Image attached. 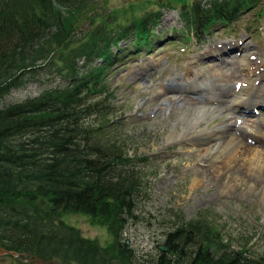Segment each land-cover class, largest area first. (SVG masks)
<instances>
[{"label": "rangeland", "instance_id": "rangeland-1", "mask_svg": "<svg viewBox=\"0 0 264 264\" xmlns=\"http://www.w3.org/2000/svg\"><path fill=\"white\" fill-rule=\"evenodd\" d=\"M181 1L98 0L81 11L69 14L62 11L75 28L71 39L82 38L98 24L112 31L130 24L133 18L157 12L151 28L152 39L156 38L152 45L142 52L131 50L126 54L123 50L104 69L101 84L106 89L93 100L98 102L107 91L113 92L111 110L99 118L93 114L84 122L98 127L108 121L101 132L96 131L95 137L108 135L134 161L130 169L137 171L140 183L122 238L132 248L136 264H157L159 246L168 233L192 226L195 231L200 228L219 238L225 248H244L247 256L264 261V165L257 168L237 157L226 166L222 159H212L203 154L211 137L198 134L196 128L187 129L184 138L168 141L172 129L181 131L180 125L188 122L196 108L210 104L213 98L218 106L198 126L221 123L239 136L241 147L262 149L264 155V138L257 136L258 130H264L261 123L264 110L229 105L231 92L240 95L235 87L237 82L258 83L261 75L264 77V66L257 67L264 61V0L244 9L230 25L210 26L202 40L187 33L178 10ZM199 1L203 4L209 0ZM132 32V28L128 29V33ZM131 37L132 34L128 38ZM129 43L124 40L119 48ZM67 51L55 49L51 60L41 63L34 73H26L22 86L0 98V108L36 97L47 88L65 85L61 58ZM242 55L248 56L250 70L257 67L252 73H247ZM97 64L99 61L92 66ZM193 82L212 89L202 88L198 95L190 93L186 85ZM212 92L222 95L214 98ZM254 111L260 115H254ZM56 219L77 228L82 236L96 239L102 246L111 243L106 227L87 215L60 213ZM179 243L186 253L199 245L198 241ZM3 249L0 244V264H14L19 253ZM180 260L187 261V256Z\"/></svg>", "mask_w": 264, "mask_h": 264}, {"label": "trees", "instance_id": "trees-1", "mask_svg": "<svg viewBox=\"0 0 264 264\" xmlns=\"http://www.w3.org/2000/svg\"><path fill=\"white\" fill-rule=\"evenodd\" d=\"M96 1L0 0V98L22 86L26 73L51 60L55 49L68 50L61 58L65 85L0 108V244L19 253L14 264H136L122 238L140 183L131 170L134 161L108 135L95 137L108 121L98 127L84 121L111 110L113 92L93 100L106 89L101 84L104 69L121 51L142 52L152 45L157 12L112 31L98 24L82 38L71 39L75 28L62 11H81ZM259 1L182 0L178 10L187 33L202 40L210 26L232 24ZM127 39L130 43L119 48ZM96 61L100 64L92 66ZM60 213L89 216L106 227L111 243L102 246L82 236L56 219ZM180 241L199 245L186 253ZM223 245L203 229L178 228L168 233L157 264H264L244 248ZM184 255L187 261L182 262Z\"/></svg>", "mask_w": 264, "mask_h": 264}, {"label": "bare ground", "instance_id": "bare-ground-1", "mask_svg": "<svg viewBox=\"0 0 264 264\" xmlns=\"http://www.w3.org/2000/svg\"><path fill=\"white\" fill-rule=\"evenodd\" d=\"M241 59H242L243 65H245L248 69L247 73H252L251 71L255 70L258 66L259 67L264 66V61L262 60V62H260L257 65V67H254L252 70H250L251 62L248 61V56L242 55ZM187 88L192 90V91L199 92L201 90V88L210 89L211 87H206L203 84L202 85L188 84ZM238 92L240 93V95L235 94L234 91L231 92L232 97H231V100H229V105H233L234 107H239V106L245 104L248 106L261 108V106L264 105V77L262 78V75H261V77L258 79V83H255V80H252V81L248 80V82L245 83V85L243 87H242V83H241L239 85ZM259 94H260V97L258 98V96H256V95H259ZM218 95L220 97L222 95V93H219V92L213 93L212 92V96H214V98H217L216 96H218ZM225 96H226V94H225ZM205 100H207V99H205ZM215 100L216 99L212 98V99H210V101H213V102H211L210 104H208V105L203 104L201 106H198L196 108V111L193 114V116L189 117L188 122L186 124L180 125L181 131H176L175 129L171 130V132L169 134L168 141L169 140H176L177 138L179 139V137L184 138L186 134L184 135L183 133L187 129L196 128V131L198 132V134H200L202 136L207 135V136L211 137V141L207 142L206 146L204 147L203 154L210 155L211 158L214 160L222 159L223 164L230 163L233 159L238 157L239 160L246 161L248 165L253 164L257 168L262 167L264 165V155H263V152L261 151L262 149L259 151V149H257L256 147H252L249 145H244L243 147H241V140H240L239 136H237L233 131L227 130L224 127V125H222L221 123H218L217 125L215 124L211 127H204V128L198 126V123L200 121L206 120L207 116L213 114L215 107L218 106V104H214ZM185 114H186V112H185ZM178 120H180V119H178ZM186 121H187V119H186ZM261 121H262V123H264V121L262 119H261ZM225 130H227V131H225ZM257 136H259V138H261V139L264 138V130H262V129L258 130ZM198 145H199V143H197V146ZM240 147L242 149H240ZM221 157H223V158H221ZM219 162L221 163L220 160H219ZM241 163H243V162H241ZM226 166H228V164Z\"/></svg>", "mask_w": 264, "mask_h": 264}, {"label": "water", "instance_id": "water-1", "mask_svg": "<svg viewBox=\"0 0 264 264\" xmlns=\"http://www.w3.org/2000/svg\"><path fill=\"white\" fill-rule=\"evenodd\" d=\"M127 243H128V241H127ZM159 248L161 249V250H166V247L165 246H159ZM3 251L4 252H11V251H7V250H5V249H3ZM41 263H44V262H42V261H40ZM57 264H60V263H57ZM74 264H82V263H74Z\"/></svg>", "mask_w": 264, "mask_h": 264}]
</instances>
